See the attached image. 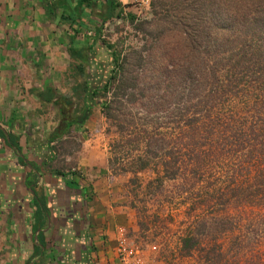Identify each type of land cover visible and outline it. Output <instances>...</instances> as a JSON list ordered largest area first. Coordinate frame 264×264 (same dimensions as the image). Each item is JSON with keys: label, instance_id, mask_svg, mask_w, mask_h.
I'll list each match as a JSON object with an SVG mask.
<instances>
[{"label": "trees", "instance_id": "16d2710c", "mask_svg": "<svg viewBox=\"0 0 264 264\" xmlns=\"http://www.w3.org/2000/svg\"><path fill=\"white\" fill-rule=\"evenodd\" d=\"M171 1L180 3L187 10V17L184 15L178 25L151 32L149 58L161 48L162 64L155 67L156 71L151 63L148 70L159 73L156 88L161 84L165 88L160 95L156 94L160 91H137L148 99V114H152L150 129L143 131V155L161 160L162 177L178 181L183 201L191 197L192 190L197 192L195 206L187 208L185 214L193 217L200 236L205 234L206 221L210 220L216 236L210 259L213 264H220L225 260L220 235L236 224L227 216L230 209H249L258 214L253 217L256 223L249 222L257 228L251 229L250 235L233 239L234 253L250 247L253 240L260 243L257 232L264 229V0ZM150 5L154 8V1ZM116 6L120 3H111L108 18L113 17ZM115 16L123 19L121 11ZM125 16L130 23L139 21L138 25H142L134 14ZM69 53L85 60L82 49L70 48ZM113 55L118 58L116 53ZM144 61L138 52V66L142 67ZM76 70L82 75L83 64H78ZM135 80H121L118 88H132ZM81 87L76 84L71 88L85 104L84 111L74 116L68 112L70 99L56 95L50 87L38 92L42 101L53 100L62 107L51 138L68 136L74 124H83L89 117L97 88L83 86V91H78ZM107 87L105 84L104 89ZM177 87L187 89L178 93ZM177 97L181 105L174 116L168 109ZM129 100L135 102L137 98L132 93ZM161 110L164 121L158 125L153 119ZM0 137L10 144L14 139L2 127ZM13 148L19 149L17 145ZM37 201L43 203L42 198ZM201 245L198 237L188 234L181 239L180 251L188 253L194 247L203 248Z\"/></svg>", "mask_w": 264, "mask_h": 264}, {"label": "crops", "instance_id": "0c3cea01", "mask_svg": "<svg viewBox=\"0 0 264 264\" xmlns=\"http://www.w3.org/2000/svg\"><path fill=\"white\" fill-rule=\"evenodd\" d=\"M35 1L39 4L36 13L40 19L46 18L48 25L39 23L30 27L46 25L47 30L59 33L57 36L53 34L51 44L48 41L49 47H52L50 50H53L51 58L55 66L53 76L49 78L51 82L37 88L35 86L29 91H35L32 96L37 105L54 104L53 100L44 102L39 99L38 92L50 87L56 95L64 99L72 98V91L67 95V85L64 87L63 84L62 88L59 84L62 78L61 81L67 84V47L88 50L98 48L103 24L114 19L120 8L116 6L113 17L108 18L109 6L120 1ZM29 10L22 8L17 14L26 15ZM84 59L87 64L98 63L91 55ZM96 106L101 108L98 104ZM97 110L91 107L87 120L70 128L84 129L80 134L82 139H79V149L73 161L60 166L56 164L60 154L55 144L60 140L66 142L67 134L61 138L50 137L59 122L45 135L34 134L33 118L21 126L0 122V127L14 135L12 144L0 137V264H117L114 247L119 226L124 227L128 236L136 242L145 245L148 240L155 242L152 245L163 242L165 234L162 227L150 221L155 215L154 211L148 206L137 204V198L131 192L132 172L117 168L118 160L111 156L109 143L104 137L101 139V118L95 114ZM20 118L24 119L22 115ZM13 145H17L18 151ZM69 159L70 156L63 157L65 162ZM39 198L43 199L42 204L37 201ZM250 217L248 212L249 222L254 219ZM242 225L244 227L240 225L239 228L233 227L226 231L224 236L230 233L232 241L236 237L240 238L249 223ZM182 237L183 234L180 237L177 235V250L171 253L160 249L153 252L158 263L164 259V255L169 258L182 254ZM220 238L219 243L224 252L228 247L223 249ZM257 246L255 249L246 247L238 253H260L257 257L251 255L245 261L253 257L258 258V264H264V241Z\"/></svg>", "mask_w": 264, "mask_h": 264}, {"label": "rangeland", "instance_id": "374dc122", "mask_svg": "<svg viewBox=\"0 0 264 264\" xmlns=\"http://www.w3.org/2000/svg\"><path fill=\"white\" fill-rule=\"evenodd\" d=\"M119 1L118 11L136 15L141 19L142 25H138L139 21L130 23L125 15L120 20L116 16L114 19L107 20L103 24L99 36L100 46L92 50L82 49L83 55L94 56L98 61V63L87 64L85 60L81 59L85 70L82 75L77 74L76 66L79 63L71 57L70 47H67V84L64 83V80L61 81L63 78L60 83L56 80V84L59 83L62 88L67 85V95L72 91L71 87L75 83L82 87L94 86L97 88L92 107L98 109L95 114L101 118L99 127H101L102 135L100 137L101 139L104 137L105 141L109 143L111 156L113 155L118 160L117 168L132 172L131 181L133 180V182H130V186L131 192L137 198V204L148 206L154 211L155 215L151 217L150 221L157 222L165 234L163 242L155 244L158 248L151 251V254L158 252L159 249L160 251H170V253L177 250V235L180 237L181 234L196 236L202 242L200 247L203 246V248L194 247L188 253L180 251L182 254L177 257L166 258V255H164L165 257L159 255L161 258L164 257L159 263L157 256L153 255V264H213L210 259L212 255L210 247L213 246L216 236L210 220L206 221V232L203 237L197 232L198 227L192 221L193 217L190 218L185 214L187 208L195 206L194 197L197 192L192 190L191 197L183 201V196H180L177 189L178 181L164 180L162 177L161 160L143 155L145 149L143 131L150 129L152 121L149 123V119L152 114H148L150 111L148 99L140 97L137 91H160L156 93L160 95L165 88L164 84L156 88L160 81L159 73L148 70L151 63L156 71L158 69L155 67L162 64L161 48L152 58H149L147 48L153 38L151 32L163 27L178 25V21L183 22V16L187 17L184 14L187 10L183 9L180 3L173 4L171 0H150V4L151 1H154V8H151L150 5L148 9H145L144 5H139L141 0ZM38 6L39 4L35 0H0V74L2 73L0 76V122L6 125L17 123L21 126L23 122L29 123L26 120L30 121L33 118L34 134L45 135L59 122L62 107L59 103L37 105L32 96L35 91H29V89L51 82L52 79L49 78L53 76L55 66L51 58L53 50H50L52 47H49L48 41L51 44L54 39L53 34L57 36L59 32L47 30L46 18L40 19L36 13ZM21 7L29 8V14H17L18 11H21ZM39 23L46 25L40 26V28L38 26L30 27ZM67 44L69 45L68 42ZM105 44H108L111 49L106 48ZM42 50L46 53V57ZM138 52L145 60L142 67L138 66ZM113 53H116L118 58H115ZM133 78L136 79L134 87L125 85L118 88L121 80L129 82ZM105 84L108 85L106 90L104 89ZM82 87L78 91H83ZM183 88L177 87L175 91L180 93L179 91L187 89ZM132 93L137 98L135 102L129 100ZM70 100L72 101L68 107L70 115H78L84 111L85 104L81 96L78 97L72 93ZM180 105L181 100H178L177 97L168 111L176 116L179 113ZM20 115L24 119L20 118ZM163 116L164 112L158 111L153 120L161 125L164 121ZM82 131L79 127H75L65 138L66 142L60 140L55 144L60 154V158L56 160L58 166L67 164L76 157L80 144L79 139H82L80 135ZM64 156H70L68 162L63 161ZM248 212L251 217L258 216L257 213L252 216L253 212H250L249 209L248 211L230 209L227 216L236 221L233 227H237L238 223L244 227L242 224L249 223ZM256 221L253 219V222L256 223ZM256 228L257 226L249 225L246 227L245 233L250 235L251 229L255 230ZM263 230L259 229L257 232L261 236L258 239L260 242L264 241ZM236 231L238 233V230ZM226 233L225 230L220 235L223 249L228 247L224 252L222 250L225 260L220 264H258V258L252 257L245 260L251 255L257 257L256 255L260 253H231L233 246L231 235L229 233V236H224ZM151 242L148 240L146 244L151 247L155 243ZM256 242L258 241L253 240V244L250 246L252 249L258 247Z\"/></svg>", "mask_w": 264, "mask_h": 264}, {"label": "built area", "instance_id": "2783aa9c", "mask_svg": "<svg viewBox=\"0 0 264 264\" xmlns=\"http://www.w3.org/2000/svg\"><path fill=\"white\" fill-rule=\"evenodd\" d=\"M139 5H144V8L148 9L150 0H141ZM138 9H140V7H138ZM124 15H126V13L124 11L121 12V16ZM118 19L120 20L122 18ZM115 241L114 253L117 264H153L154 253L151 254L147 250L150 249V252L156 250L158 248L157 245H151V247H149V245H145V243L132 240L128 236L127 230L122 226L117 228Z\"/></svg>", "mask_w": 264, "mask_h": 264}]
</instances>
